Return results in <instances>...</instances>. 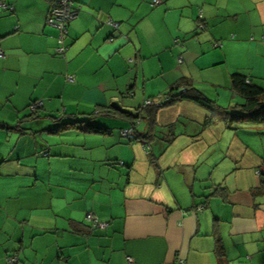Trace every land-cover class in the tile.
<instances>
[{"label": "crops", "instance_id": "crops-1", "mask_svg": "<svg viewBox=\"0 0 264 264\" xmlns=\"http://www.w3.org/2000/svg\"><path fill=\"white\" fill-rule=\"evenodd\" d=\"M74 1L60 55L55 0H0V264H264V124L143 107L188 80L238 113L232 74L264 89V0Z\"/></svg>", "mask_w": 264, "mask_h": 264}, {"label": "trees", "instance_id": "trees-1", "mask_svg": "<svg viewBox=\"0 0 264 264\" xmlns=\"http://www.w3.org/2000/svg\"><path fill=\"white\" fill-rule=\"evenodd\" d=\"M231 89L243 99L242 104L236 105L232 109L237 110L238 113H232L230 109L223 108L215 101L209 100L201 91L188 82V80H182L171 87L166 94V96L169 97L168 101L155 100L154 104L145 106L144 108L150 107L156 111L180 100H191L208 107L214 114L224 118L231 124H264V89L254 85L247 76L241 73L232 74ZM137 119L141 118L138 116ZM83 129L88 131L99 128L91 124H85ZM127 139L129 142H135L140 138L135 132H132V137ZM262 189L264 190V175H262L261 180V190Z\"/></svg>", "mask_w": 264, "mask_h": 264}, {"label": "built area", "instance_id": "built-area-1", "mask_svg": "<svg viewBox=\"0 0 264 264\" xmlns=\"http://www.w3.org/2000/svg\"><path fill=\"white\" fill-rule=\"evenodd\" d=\"M161 4V0H153V5L157 6ZM0 8L3 10H12L13 7L10 5H7L5 3H0ZM82 11V7L80 5H77L74 0H55V2L52 5L51 11L49 13V16L47 18V24L50 26H53L56 28L59 32V39L60 42L62 43L59 48L56 49V52L60 55H64L65 52L67 51V46L64 44L65 39L68 36V26L71 22L76 20L79 16V14ZM201 17V15L199 16ZM118 23H113L112 26L115 28L118 27ZM200 28H203V25L200 26ZM0 57L3 58L4 54L3 52L0 51ZM179 61H182V58L179 59ZM71 81H73V78L70 77ZM162 101H168L169 97L168 96H162L160 99ZM155 100H146L145 103L143 104V107L154 104ZM42 106L41 101H35L32 102L29 106V110L32 113H35L40 107ZM123 137L125 138H131L132 137V131L131 130H126L123 132ZM202 207H198L197 211H202ZM86 220L89 222L90 226L92 229H100V230H105L108 227L107 222H102L100 221L95 215L92 213H88L86 215ZM9 264H16L18 263V257L17 256H10L8 258ZM175 264H183V261L180 259L176 260Z\"/></svg>", "mask_w": 264, "mask_h": 264}]
</instances>
